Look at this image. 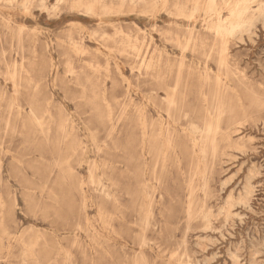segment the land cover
Instances as JSON below:
<instances>
[{
    "label": "rangeland",
    "instance_id": "1",
    "mask_svg": "<svg viewBox=\"0 0 264 264\" xmlns=\"http://www.w3.org/2000/svg\"><path fill=\"white\" fill-rule=\"evenodd\" d=\"M61 1L0 0V264H264V0Z\"/></svg>",
    "mask_w": 264,
    "mask_h": 264
},
{
    "label": "bare ground",
    "instance_id": "2",
    "mask_svg": "<svg viewBox=\"0 0 264 264\" xmlns=\"http://www.w3.org/2000/svg\"><path fill=\"white\" fill-rule=\"evenodd\" d=\"M63 1V0H62ZM61 1V2H62ZM254 1V0H253ZM249 2H250V0H244L243 1V3L241 4V5H239V6H237L235 9H234V20L233 21H231V23H230V25L229 26H227V27H224V26H220L219 27V30L220 31H222V30H225L226 32V34H227V32H229V34L230 33H234V31L235 30H238L240 27H241V25H242V23H241V19L243 18V17H246V18H252V13H251V7H249ZM263 9H262V7L260 8V12L262 11ZM217 32H218V30H217ZM227 36V35H226ZM154 38V37H153ZM223 38H224V36H223ZM190 42V41H189ZM232 108V107H231ZM234 108V107H233ZM236 108V107H235ZM231 110V109H230ZM233 110V109H232ZM219 112V111H218ZM217 127H219V126H217ZM214 131V129H213V125L212 124H210L209 125V127H208V132L209 133H211V132H213ZM218 132V131H217ZM210 136V135H209ZM209 143V142H208ZM205 146H206V144H205ZM194 149H195V147H194ZM232 159V158H231ZM255 169V168H254ZM252 186V185H251ZM254 187V186H253ZM189 189V188H188ZM253 189V188H252ZM216 240V239H215ZM254 248V247H253ZM262 253V252H261ZM232 256V255H231ZM216 261V260H215Z\"/></svg>",
    "mask_w": 264,
    "mask_h": 264
}]
</instances>
